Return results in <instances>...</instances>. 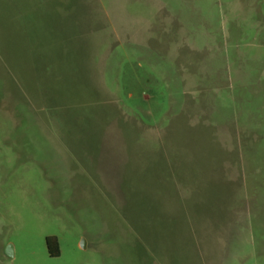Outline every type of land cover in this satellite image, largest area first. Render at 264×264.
I'll list each match as a JSON object with an SVG mask.
<instances>
[{"label":"rangeland","instance_id":"obj_1","mask_svg":"<svg viewBox=\"0 0 264 264\" xmlns=\"http://www.w3.org/2000/svg\"><path fill=\"white\" fill-rule=\"evenodd\" d=\"M241 8L264 20V0H0V264H264Z\"/></svg>","mask_w":264,"mask_h":264},{"label":"crops","instance_id":"obj_2","mask_svg":"<svg viewBox=\"0 0 264 264\" xmlns=\"http://www.w3.org/2000/svg\"><path fill=\"white\" fill-rule=\"evenodd\" d=\"M240 10V14L245 15L239 17V21H242L243 26L232 29L229 34L232 40V53L230 57L232 62L242 63L236 69L233 66L232 71L235 70L234 75L236 78L242 84L250 85L252 84L250 82L252 77L247 72L245 63H249L250 67L256 65L260 67L259 65L262 66L264 64V20L262 19L263 17L261 19H253L250 8H241ZM245 22H247L246 25ZM248 33L251 34L249 38L246 36Z\"/></svg>","mask_w":264,"mask_h":264},{"label":"trees","instance_id":"obj_3","mask_svg":"<svg viewBox=\"0 0 264 264\" xmlns=\"http://www.w3.org/2000/svg\"><path fill=\"white\" fill-rule=\"evenodd\" d=\"M45 245L50 256H58L59 255V247L58 242L55 236H46L45 237Z\"/></svg>","mask_w":264,"mask_h":264},{"label":"water","instance_id":"obj_4","mask_svg":"<svg viewBox=\"0 0 264 264\" xmlns=\"http://www.w3.org/2000/svg\"><path fill=\"white\" fill-rule=\"evenodd\" d=\"M6 253L7 254H11V251H10V247L8 246L7 249H6Z\"/></svg>","mask_w":264,"mask_h":264}]
</instances>
